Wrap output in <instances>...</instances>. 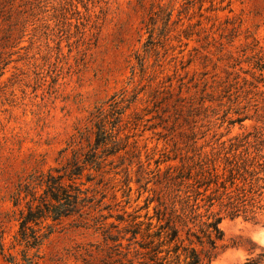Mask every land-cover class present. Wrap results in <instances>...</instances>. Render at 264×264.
Here are the masks:
<instances>
[{"label":"rangeland","instance_id":"rangeland-1","mask_svg":"<svg viewBox=\"0 0 264 264\" xmlns=\"http://www.w3.org/2000/svg\"><path fill=\"white\" fill-rule=\"evenodd\" d=\"M256 52L264 54V0H0L6 239L17 227L10 201L17 182L85 149L93 141L90 112L121 88L137 97L120 123L126 147L105 166L113 217L104 227H123L139 208L144 214L160 189L155 181L181 158L218 138L264 133L255 120L263 99L248 85ZM238 116L247 118L229 124ZM220 228L211 264H240L264 250V213L257 222L226 217ZM111 245L100 231L64 219L43 242L39 264H108Z\"/></svg>","mask_w":264,"mask_h":264},{"label":"trees","instance_id":"trees-1","mask_svg":"<svg viewBox=\"0 0 264 264\" xmlns=\"http://www.w3.org/2000/svg\"><path fill=\"white\" fill-rule=\"evenodd\" d=\"M251 59L254 71L248 85L262 96V112L255 120L264 124V54L256 52ZM136 97L130 99L127 89L121 88L94 106L89 115L93 141L85 149L72 148L64 162L17 182L10 195L17 227L6 239L0 226V264H39L43 242L68 218L77 226L100 231L104 242L112 243L108 264H211L222 247V219L257 222L264 213L262 131L218 138L208 150L202 146L198 153L181 158L155 181L160 189L145 202L144 214L139 208L127 214L123 227H104L103 221L113 217L110 204L104 202L110 180L104 182L110 173L105 166L126 147L119 137L120 123ZM246 118L238 116L229 124ZM151 202L155 204L149 213ZM116 220L125 222L119 214ZM240 264H264V250Z\"/></svg>","mask_w":264,"mask_h":264}]
</instances>
